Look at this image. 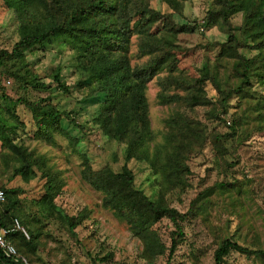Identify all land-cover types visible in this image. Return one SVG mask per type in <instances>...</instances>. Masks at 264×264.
Instances as JSON below:
<instances>
[{
	"label": "trees",
	"instance_id": "1",
	"mask_svg": "<svg viewBox=\"0 0 264 264\" xmlns=\"http://www.w3.org/2000/svg\"><path fill=\"white\" fill-rule=\"evenodd\" d=\"M183 1L186 0H163L170 9L166 13L154 8L153 0H2L1 4L14 13L18 41L11 50L0 51V78L12 82L22 93L18 101L32 114L37 129L33 136L54 144V133H64L62 118H74L71 112L60 111L51 99L31 101L27 97L30 91L49 92L50 87L31 68L26 51L48 43L67 45L74 53V73L80 77L76 87L93 89L92 94L103 97L95 123L105 137L123 147L122 155L114 157L121 162L117 172L109 166L95 170L86 161L83 178L106 194L105 207L127 222L152 253L165 250L151 230L152 225L162 218L170 219L176 232L172 235L169 257L177 250V238H184V222L191 215L207 213L206 204L216 188L201 193L192 209L181 214L165 204L163 195L154 202L136 190L137 176L131 163L147 165L154 177H163L164 184L157 182L165 194L185 182L184 175L191 171L187 160L195 153L211 146L224 170L232 166L228 159L235 157L251 133L264 132V0H211L200 25L180 24ZM238 15L242 22L237 36L233 19ZM201 25L208 30L217 28L227 39L212 43L218 49L215 58L207 57L196 72L189 73L187 61L198 48L185 46L184 38L194 35ZM133 37L138 38L139 57L147 58L139 66H133L129 53ZM162 71H167V75L159 80V104L172 105L175 111L165 120L163 143L157 144L146 93L149 83ZM53 79L58 90L70 94V88L61 80V66L56 68ZM208 84L217 93L215 101L208 96ZM257 87L263 92L258 94ZM3 97L10 100L6 94ZM234 97L238 99L237 107L227 125L223 117L229 113L227 104ZM199 109L204 112L200 118L193 115ZM211 122L223 124L227 131L210 128ZM18 127L0 116V159H4L6 166L9 162L20 163L17 172L27 181L33 176L37 178L39 173L45 181L44 193L34 201L40 211L49 214L55 209L54 201L65 183L60 172L46 168L43 159L34 160L28 148L16 145L12 135ZM220 185L228 194L243 191L237 184ZM3 192L5 199L0 204L5 202L7 209L3 213L6 217L0 218V229L9 231L15 229V219L22 226L17 216L12 214L10 219L8 214L19 203L23 190ZM68 223L69 230L75 233L79 222L69 218ZM32 225L28 226L35 240L39 232ZM7 238L18 247L20 255L23 247L30 244L19 230L7 234ZM232 252L264 258V249H249L226 238L215 252V264H225ZM0 264L22 263L0 252Z\"/></svg>",
	"mask_w": 264,
	"mask_h": 264
},
{
	"label": "rangeland",
	"instance_id": "2",
	"mask_svg": "<svg viewBox=\"0 0 264 264\" xmlns=\"http://www.w3.org/2000/svg\"><path fill=\"white\" fill-rule=\"evenodd\" d=\"M210 1H183V19L180 24L203 23ZM1 4L2 0L0 51L11 50L18 41L17 21L14 13L7 11L5 7L3 9ZM153 6L163 13L170 12L163 0H153ZM241 22V15L234 17V33L237 36ZM226 39V35L217 28L208 30L203 25L194 35L185 36V46L192 50L198 48L191 52L190 55L194 56L187 61L188 72H196L207 57L214 59L218 49L211 44L224 42ZM129 53L133 66L147 61L146 57H139L137 37L132 38ZM244 53L248 54L246 51ZM26 56L31 68L50 87L49 92L30 91L27 97L31 101L51 99L52 104L60 111L71 112V118H74L70 120L66 115L62 118L64 133H54V144L35 138L33 134L37 129L32 114L18 101L22 93L17 91L12 82L0 78V116L10 121V125L19 126L18 131L12 135L16 145L28 148L34 160L43 159L46 168L60 172L65 183L61 194L54 201L55 209L49 214L44 213L34 201L44 193L45 181L39 177V173L37 178L33 176L27 181L17 172L20 163L9 162L6 166L4 159H0V190H23L20 198L18 196L19 203L8 216H17L28 233V237L24 236L30 244L23 247L21 255L29 264H215V252L226 238H233L249 249H264V132L251 133L246 143L236 151L235 157L228 159L232 166L224 170L216 160L211 146L195 153L187 160L191 171L184 175L185 182L165 194L162 192L163 187L157 182L158 180L161 185L164 184L163 177H154L147 165L131 163L137 176L136 190L154 202L161 200L163 195L165 204L181 214H187L192 209L194 200L201 193L216 188L215 195L206 204L207 213L197 217L191 215L184 222V238H177V250L172 257H169V251L176 227L168 218H162L152 225L151 230L165 248L164 253L155 254L148 250L147 245L134 234L127 222L118 219L110 208L105 207L106 194L97 191L83 178L86 161L95 170L109 166L117 172L121 162L114 157L122 155L123 147L105 137L94 121L103 97L96 92L92 94L93 89L76 87L80 77L74 73L75 57L72 49L61 43H48L44 47L27 50ZM58 66L62 67L61 80L70 88L68 95L58 90L54 83L53 77ZM166 75L167 71L160 72L149 83L146 93L157 144L163 143L165 120L175 111L172 105L162 107L159 104V80ZM256 90L258 94L263 92L260 87ZM207 92L214 101L217 99V93L211 84H208ZM3 94L10 100L3 97ZM237 101L234 97L227 104L229 113L223 117L227 125L235 113ZM195 114L199 118L203 117V109L193 113ZM17 117L19 121L16 120ZM222 125L209 123L210 128L226 132L227 129ZM33 170L36 172V169ZM223 182L237 184L243 191L228 194L221 188L220 183ZM6 209L5 202L0 204V218L6 217L3 215ZM69 218L79 222L75 233L69 230ZM28 225H32L34 231L38 230L37 239H32ZM16 248L18 249L17 246ZM225 264H264V258L232 252Z\"/></svg>",
	"mask_w": 264,
	"mask_h": 264
},
{
	"label": "built area",
	"instance_id": "3",
	"mask_svg": "<svg viewBox=\"0 0 264 264\" xmlns=\"http://www.w3.org/2000/svg\"><path fill=\"white\" fill-rule=\"evenodd\" d=\"M5 199L4 192L0 190V203H2ZM15 229L13 230H4L0 229V252L8 259H11L15 262H19L22 264H29L27 259L20 255L16 246L7 238V234L14 232L15 230L21 231L25 236L28 237L27 231L20 225V222L15 219L14 220Z\"/></svg>",
	"mask_w": 264,
	"mask_h": 264
}]
</instances>
